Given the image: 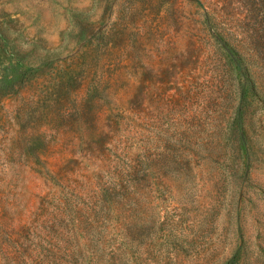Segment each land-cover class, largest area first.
I'll return each instance as SVG.
<instances>
[{
	"label": "rangeland",
	"instance_id": "obj_1",
	"mask_svg": "<svg viewBox=\"0 0 264 264\" xmlns=\"http://www.w3.org/2000/svg\"><path fill=\"white\" fill-rule=\"evenodd\" d=\"M0 264H264V0H0Z\"/></svg>",
	"mask_w": 264,
	"mask_h": 264
},
{
	"label": "trees",
	"instance_id": "obj_2",
	"mask_svg": "<svg viewBox=\"0 0 264 264\" xmlns=\"http://www.w3.org/2000/svg\"><path fill=\"white\" fill-rule=\"evenodd\" d=\"M251 74L250 73H244L243 77H245V81L246 83H248V85L255 87V82L254 80L251 79Z\"/></svg>",
	"mask_w": 264,
	"mask_h": 264
}]
</instances>
